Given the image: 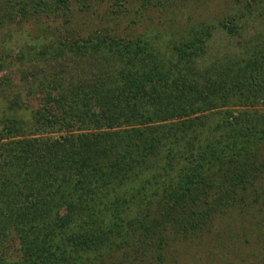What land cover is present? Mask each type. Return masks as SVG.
<instances>
[{"label":"trees","instance_id":"trees-1","mask_svg":"<svg viewBox=\"0 0 264 264\" xmlns=\"http://www.w3.org/2000/svg\"><path fill=\"white\" fill-rule=\"evenodd\" d=\"M73 1L0 0V72L29 84L1 76L0 264H115L132 248L145 255L155 233L163 246L179 219L193 231L250 188L264 192L260 62L209 69L203 33L165 48L155 30L82 36Z\"/></svg>","mask_w":264,"mask_h":264},{"label":"rangeland","instance_id":"rangeland-1","mask_svg":"<svg viewBox=\"0 0 264 264\" xmlns=\"http://www.w3.org/2000/svg\"><path fill=\"white\" fill-rule=\"evenodd\" d=\"M128 1L131 4L124 7L123 0L120 6L113 0H74L72 25L82 30V36H88L97 26H106L122 36L155 30L159 33L156 43L163 48L169 47L170 41L178 42L187 35L200 38L203 33V43L208 46V51L202 58L209 69L219 58V66L231 62L243 67L259 61L264 73V0H149L146 8L144 0ZM114 10L121 12L114 16L111 14ZM130 18H135L136 23L131 24ZM36 26V23L29 25L26 22L21 31L34 37ZM7 30L14 32L19 41L23 40L17 26H8ZM2 75L7 80L10 78L12 87L29 86L15 71L6 68L0 72V84ZM31 94L30 104L37 106L40 95ZM5 95L0 90L3 108L10 106V90ZM55 98L52 93L43 96V100L50 102ZM253 108L262 111L264 105L260 103ZM24 112L30 116V111ZM24 112L19 110L17 114ZM200 122L196 123V129L200 128ZM205 123L208 126L210 122L205 120ZM250 192L251 188L244 193L248 196L242 195V200L214 210L193 231H184L180 219L178 223L167 225L165 235L168 239L160 247H163L161 251L157 245L162 240L155 233L149 238L145 255L140 253L141 248H132L126 254L132 253L133 258L117 259L115 264H264V192L259 189L257 197ZM190 210L191 207L184 206L178 213L186 216ZM135 234L139 235V232Z\"/></svg>","mask_w":264,"mask_h":264}]
</instances>
